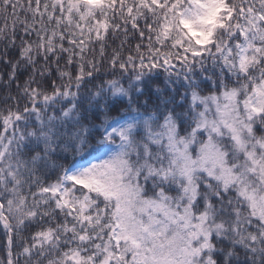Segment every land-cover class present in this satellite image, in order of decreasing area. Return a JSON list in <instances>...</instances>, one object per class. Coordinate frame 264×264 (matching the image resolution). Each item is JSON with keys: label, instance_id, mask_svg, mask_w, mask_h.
<instances>
[{"label": "snow or ice", "instance_id": "obj_1", "mask_svg": "<svg viewBox=\"0 0 264 264\" xmlns=\"http://www.w3.org/2000/svg\"><path fill=\"white\" fill-rule=\"evenodd\" d=\"M0 264H264V0H0Z\"/></svg>", "mask_w": 264, "mask_h": 264}]
</instances>
